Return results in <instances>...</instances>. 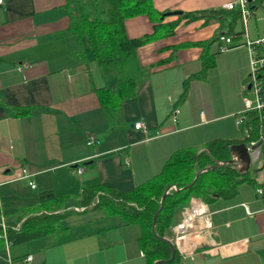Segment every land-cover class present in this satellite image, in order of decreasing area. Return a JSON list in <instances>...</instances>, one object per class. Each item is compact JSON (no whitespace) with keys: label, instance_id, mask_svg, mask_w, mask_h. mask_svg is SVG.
Here are the masks:
<instances>
[{"label":"crops","instance_id":"obj_1","mask_svg":"<svg viewBox=\"0 0 264 264\" xmlns=\"http://www.w3.org/2000/svg\"><path fill=\"white\" fill-rule=\"evenodd\" d=\"M70 1L4 0L0 4V209L5 220H15L24 207L36 205L42 192L78 199L84 188L99 184L129 192L157 175L178 149H201L217 138L237 140L220 132L223 121L233 120L237 126L234 115L243 110V94L249 85L247 71L233 59L232 48L217 56L206 78L192 79L186 100L178 102L184 80L201 69L203 48L177 46L213 38L219 28L217 21L203 25V19L183 20L174 35L139 47L142 78L138 94L125 101L117 115L101 104L96 91L114 85V77H103L89 47L85 49L87 62L78 55L79 42L69 31ZM231 1L152 3L164 13L161 18L172 21L187 12L222 9ZM174 12L182 14L167 15ZM153 24L144 15L130 18L127 34L140 37L151 32ZM237 39L243 41L241 35ZM217 48L218 41L210 52ZM239 49L247 67L249 50L246 46ZM231 57L232 61H226ZM23 64L28 67L18 71L17 66ZM225 71L232 76L224 78L220 72ZM226 80L232 100L222 98L221 102L215 95ZM174 107L179 110L176 123L171 118ZM15 108L30 113L17 116ZM137 121H142L147 131L136 129ZM89 135L99 142L87 145ZM254 161L251 154V165ZM23 167L32 176L14 180ZM77 168L83 171L79 173ZM254 175L255 183L242 185L234 197L203 202L205 212L193 218L194 231L204 227L202 240L193 244V252L183 258V264H264V198L255 191L264 179L262 171ZM19 182L24 185H17ZM17 195H24L25 202L10 204L16 212L8 215L4 205ZM76 208L75 214L82 213ZM183 212L177 214L178 221ZM207 217L211 226L205 228L201 224ZM89 223L91 227H81L79 234H75L79 225L62 223L66 230L61 234L6 244L0 264L144 263L138 224L124 219L99 229ZM29 256L32 260L26 261Z\"/></svg>","mask_w":264,"mask_h":264},{"label":"trees","instance_id":"obj_2","mask_svg":"<svg viewBox=\"0 0 264 264\" xmlns=\"http://www.w3.org/2000/svg\"><path fill=\"white\" fill-rule=\"evenodd\" d=\"M71 17L69 31L79 42L78 55L86 61V47H89L105 79L113 76L114 85L96 89L101 104L121 114L125 101L138 94L142 78V67L137 50L139 47L160 38L175 34L179 24L203 19V25L213 21L219 23L217 33L207 41L183 43L177 48L201 46V69L183 82L178 102L186 100L192 79H204L216 63V53L210 52L212 44L220 36H233L240 10L209 9L187 12L177 19L166 21L161 18L152 0H71L68 4ZM147 16L154 23L153 29L140 37H129L126 21L137 16ZM230 48H233L231 46ZM87 62V61H86ZM17 116L30 113L29 109L15 108ZM257 138V133L248 142ZM242 141L223 138L207 142L203 148H181L176 150L164 163L161 171L137 185L129 192L105 185L83 189L78 199L58 197L53 191L42 192L36 205L26 206L15 220H5L6 229L0 225V252L6 241L11 245L23 244L50 234H61L66 228L62 221L77 213L92 209H103L107 216L121 215L128 224L136 223L141 228L139 246L144 254L143 264H183V256L176 245L163 238L174 236L173 229L179 223L177 214L190 206L197 198L212 204L219 198L234 197L245 183H255L248 172L240 173L229 163L230 147ZM155 218V215L159 211ZM2 211L0 209V222ZM5 234V237H4Z\"/></svg>","mask_w":264,"mask_h":264},{"label":"built area","instance_id":"obj_3","mask_svg":"<svg viewBox=\"0 0 264 264\" xmlns=\"http://www.w3.org/2000/svg\"><path fill=\"white\" fill-rule=\"evenodd\" d=\"M3 3L4 0H0V4ZM257 4L258 6H262L264 8V0H233L227 3L224 6V9L240 10L241 17L245 24V29L241 33V36L243 38V43H240L239 45H243V44L246 45L250 53L251 74L248 85L250 87L246 88L245 93L243 94V104H244L243 110L234 115L235 123L237 124V126H243L246 135L245 138H251L254 135V133H257V138L246 142V144L248 146H254L260 143L259 147L256 149L258 150V152L257 155L254 157V159L258 160L262 158L264 161V33L261 36L257 37L256 39H251L246 28L249 18L255 13ZM233 42H234L233 36H229V37L220 36L218 40L219 51L223 52L228 50L229 46ZM27 67H28L27 64L18 65L17 70L23 72L24 69H26ZM178 114H179V110L174 107L171 112V118L174 123L177 122ZM134 127L138 130L140 129L142 131H147V126L142 121L135 122ZM97 142H99V139L95 135L88 136L87 145L91 146ZM254 151H251V154H253ZM77 171L81 173L83 169L77 168ZM262 173L264 179V162L262 167ZM31 176L32 174L28 171V169L23 167L14 175V180L23 179V178L28 179ZM2 184L3 182L0 181V186ZM30 185L32 188L36 187L33 181L30 182ZM255 191L258 196L264 198V181L263 183H261L256 187ZM193 201H197L203 204L201 200L197 198H193L190 204L191 208L193 207ZM76 209L82 210L80 208H76ZM247 211L249 214H252L248 210V208ZM185 220L186 219H184L183 222L179 223L176 226L177 232L180 231L181 229L180 226L182 223H184ZM0 225L5 231L6 223L3 217L1 218ZM210 226H211L210 217H207L205 228H208ZM182 230L184 229L182 228ZM203 231H204V227H200L196 232V234L202 237ZM178 238L179 236L176 238L174 244L177 246L180 254L183 256V258L190 256L193 252V246L191 248H185L178 242ZM6 244L8 245L10 243L6 241ZM31 260H32V256L26 258V261H31Z\"/></svg>","mask_w":264,"mask_h":264},{"label":"rangeland","instance_id":"obj_4","mask_svg":"<svg viewBox=\"0 0 264 264\" xmlns=\"http://www.w3.org/2000/svg\"><path fill=\"white\" fill-rule=\"evenodd\" d=\"M246 28H247V31H248L251 39H256L257 37L261 36L264 33V8L262 6H258V4H257V8L255 9V13L249 18L248 23L246 25ZM244 29H245V24H244L243 19L241 17V19L237 21L234 33H241L244 31ZM237 40L238 39L234 40V42L229 46L228 50L231 49L230 48L231 46H233L232 51L233 50L234 51H233L232 57H233V59L238 60L237 65L241 64L245 73L247 71L246 75L248 77V80H250L251 65L249 64L247 67H245L243 65L242 58H241V56H243V55L241 53V49H239V47L246 46V45H244V44L239 45L240 42L243 43V41L237 42ZM228 50H226V51H228ZM211 53H216L215 57L217 60V56L220 55L221 51H219V49L217 48L216 52L212 51ZM232 57L230 59H227L226 61H232ZM249 62H250V60H249ZM222 72H224V71H222ZM222 72H220V73L226 79H228L232 76V74L230 75L229 71H225V73H222ZM228 84H229V81L226 80L223 88L219 92L216 93L215 98L217 100H219L221 102H223L224 100L227 102H230V100H232V99H230L231 95H229L228 91H227L229 89L227 87ZM222 98H224V100ZM221 126H222V128H221L220 132L228 134V135L232 134L234 136L233 138H236L237 141H244L245 140L246 135H245V131H244L243 126H236L234 124L233 120L223 121V122H221ZM197 149H200V147ZM257 152H258V150H255L253 152V159L257 155ZM254 162L252 163V165L250 167L249 176L251 178H254V176H255L254 173H256L258 171H262L264 161L262 158H260ZM19 184L24 185L23 182L17 183V185H19ZM245 184H247V183H245ZM14 187H15V185H14ZM14 187H12V189H14ZM11 198L12 199L9 200V205L8 206L4 205V209H3L4 212L7 213L8 215H13L16 212V209L11 207L10 204L18 202V204L21 205L25 202L26 197L24 195H22L21 197H19L17 195L16 200L14 197H11ZM190 208H191V206H188L184 209L183 214H181L182 216L179 217V219H180L179 222L180 221L183 222V220L186 219V210H189ZM103 212H104L103 209H92V210H89L88 212H85V213L73 214V215L69 216L67 219L63 220L62 223H63V225H66L68 227H72L73 225H79L80 227H78V226L75 227L77 229L75 234H79L82 231V228L84 230L85 228L91 227V225L89 226V224H90L89 221H92L94 223V224H92L93 225L92 227H97V228L101 229L104 227L105 224H108V225L117 224L119 221L124 220L123 216H121V215L106 216L105 214H103ZM177 225H175V227H174V236L168 238L171 241H173V243H175V240L178 236H181V235L187 236L191 233H196V231H194V229L196 228L195 226H192L189 228L187 227V229H185V230L180 229V231L177 232V230H176ZM70 232H71V230H70Z\"/></svg>","mask_w":264,"mask_h":264},{"label":"water","instance_id":"obj_5","mask_svg":"<svg viewBox=\"0 0 264 264\" xmlns=\"http://www.w3.org/2000/svg\"><path fill=\"white\" fill-rule=\"evenodd\" d=\"M172 14H182V13L181 12L167 13V15H172ZM259 145L260 143L254 146H248L244 141L233 144L230 147L232 159L229 161V163L234 165L240 173L248 172L251 166V151L256 150L259 147ZM159 212L160 209L155 215V218L157 217ZM163 239L171 244L174 253L175 252L174 243L166 237Z\"/></svg>","mask_w":264,"mask_h":264},{"label":"bare ground","instance_id":"obj_6","mask_svg":"<svg viewBox=\"0 0 264 264\" xmlns=\"http://www.w3.org/2000/svg\"><path fill=\"white\" fill-rule=\"evenodd\" d=\"M206 210V206L204 204H201L197 201H193V207L189 210H186V220L184 223L181 224L180 228L187 229V227L193 226V217L198 214L204 213ZM201 225L205 226L206 223H202ZM202 240V237H200L196 233H191L187 236L181 235L178 238V242L184 246L185 248H191L193 244L200 242Z\"/></svg>","mask_w":264,"mask_h":264}]
</instances>
